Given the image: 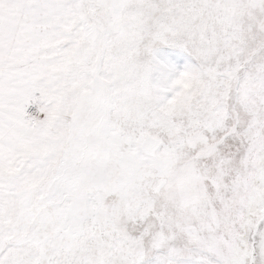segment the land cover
<instances>
[{
    "label": "snow or ice",
    "instance_id": "obj_1",
    "mask_svg": "<svg viewBox=\"0 0 264 264\" xmlns=\"http://www.w3.org/2000/svg\"><path fill=\"white\" fill-rule=\"evenodd\" d=\"M0 264H264V0H0Z\"/></svg>",
    "mask_w": 264,
    "mask_h": 264
}]
</instances>
